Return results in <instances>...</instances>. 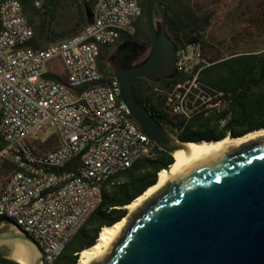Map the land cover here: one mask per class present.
<instances>
[{"label":"built area","instance_id":"1","mask_svg":"<svg viewBox=\"0 0 264 264\" xmlns=\"http://www.w3.org/2000/svg\"><path fill=\"white\" fill-rule=\"evenodd\" d=\"M83 1L93 5L90 22L34 50L21 3L0 0V170L11 167L0 190V228L10 223L32 238L42 264L55 261L99 205L102 184L156 145L119 99L116 77L104 83L97 68L102 46L136 33L140 0ZM207 64L200 44L177 48L176 70L186 78L166 93L167 113L190 119L202 104L225 106L223 92L208 93L199 81ZM49 74L64 75L66 84Z\"/></svg>","mask_w":264,"mask_h":264},{"label":"water","instance_id":"2","mask_svg":"<svg viewBox=\"0 0 264 264\" xmlns=\"http://www.w3.org/2000/svg\"><path fill=\"white\" fill-rule=\"evenodd\" d=\"M146 19L149 54L136 66L115 67L119 99L141 132L172 155L196 142L174 140L133 92L138 78L158 82L178 74L177 46L160 0H147ZM125 217L127 227L90 264H264V138L185 167ZM14 241L30 243L32 264H42L32 238L10 223L0 229L1 259H10Z\"/></svg>","mask_w":264,"mask_h":264},{"label":"trees","instance_id":"3","mask_svg":"<svg viewBox=\"0 0 264 264\" xmlns=\"http://www.w3.org/2000/svg\"><path fill=\"white\" fill-rule=\"evenodd\" d=\"M33 37L27 46L34 50L61 43L79 33L91 20L93 5L83 0H44L40 7L33 0H18ZM167 18V34L177 48L200 44L208 64L199 74V81L208 93L223 92L226 102L222 109H208L202 104L190 119L171 115L164 110L166 93L186 76L178 73L172 79L151 82L138 78L133 84L136 100L158 121L176 141H217L237 138L250 131L264 128V0H237L227 14L230 31L226 45L206 40V32L213 23V12H206L194 0H160ZM146 2L140 0L141 16L134 38L150 47L151 40L146 19ZM196 6V8H195ZM155 14H159L157 11ZM142 25L145 34H141ZM112 46H102L97 68L103 82L115 77L110 65ZM49 78L66 84L64 75L49 74ZM152 86L162 90L150 92ZM174 162L172 155L155 145L151 156L139 159L131 167L115 174L102 184V199L83 226L65 246L52 264H77L78 255L92 247L101 229L112 226L126 216V206L141 196L157 181L158 173ZM67 168H72L69 165ZM11 167L5 165L0 174L7 175ZM4 219L0 218V226ZM2 264H20L1 259Z\"/></svg>","mask_w":264,"mask_h":264},{"label":"bare ground","instance_id":"4","mask_svg":"<svg viewBox=\"0 0 264 264\" xmlns=\"http://www.w3.org/2000/svg\"><path fill=\"white\" fill-rule=\"evenodd\" d=\"M264 138V128L248 133L239 138L227 137L219 142H200V143H186L185 149H179L173 152V164L166 170L158 173L156 183L149 187L141 196L135 199L132 203L126 206L128 216L139 208L147 199H149L155 192L163 188L178 172L185 167L200 162L212 155L222 151L233 150L242 144ZM128 217H124L112 226H105L101 229L96 243L87 249L81 251L78 255L77 264H90L93 260L101 257L107 250L109 245L116 239L120 232L127 227ZM9 258L20 264H32L35 251L30 250V243L22 241H14Z\"/></svg>","mask_w":264,"mask_h":264},{"label":"rangeland","instance_id":"5","mask_svg":"<svg viewBox=\"0 0 264 264\" xmlns=\"http://www.w3.org/2000/svg\"><path fill=\"white\" fill-rule=\"evenodd\" d=\"M236 1L237 0H194V3L197 6L202 7L206 12L214 13L213 23L206 32V40H208L212 44L218 45L220 42L224 43L225 40H229L230 31L228 27L227 14L230 9L234 6ZM154 21L156 26L161 25V17L159 14H155ZM140 28L141 34H145L142 25H140ZM224 44L226 45V42ZM146 47V56H148L150 47ZM54 69L58 72H61L63 70L61 66L55 67ZM6 181L7 176L4 174H0V189L5 185Z\"/></svg>","mask_w":264,"mask_h":264},{"label":"flooded vegetation","instance_id":"6","mask_svg":"<svg viewBox=\"0 0 264 264\" xmlns=\"http://www.w3.org/2000/svg\"><path fill=\"white\" fill-rule=\"evenodd\" d=\"M110 65L115 71L122 64L136 66L146 59L147 47L140 39L122 40L111 48ZM116 72V71H115Z\"/></svg>","mask_w":264,"mask_h":264},{"label":"crops","instance_id":"7","mask_svg":"<svg viewBox=\"0 0 264 264\" xmlns=\"http://www.w3.org/2000/svg\"><path fill=\"white\" fill-rule=\"evenodd\" d=\"M0 190H2V188Z\"/></svg>","mask_w":264,"mask_h":264}]
</instances>
